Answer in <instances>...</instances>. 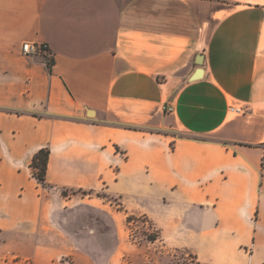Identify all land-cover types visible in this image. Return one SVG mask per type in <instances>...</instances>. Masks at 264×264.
I'll use <instances>...</instances> for the list:
<instances>
[{"label": "crops", "instance_id": "crops-1", "mask_svg": "<svg viewBox=\"0 0 264 264\" xmlns=\"http://www.w3.org/2000/svg\"><path fill=\"white\" fill-rule=\"evenodd\" d=\"M100 192L202 264H264V0H0V264H101L71 224Z\"/></svg>", "mask_w": 264, "mask_h": 264}, {"label": "rangeland", "instance_id": "rangeland-1", "mask_svg": "<svg viewBox=\"0 0 264 264\" xmlns=\"http://www.w3.org/2000/svg\"><path fill=\"white\" fill-rule=\"evenodd\" d=\"M102 196L105 202L114 206L108 212L96 208L76 214L72 226L78 229L84 225L85 232L94 238V250L104 253L101 264H202L188 248L167 245L162 240H151L158 236V230L145 214L122 215V201L118 197ZM123 216V219H121ZM96 238V239H95ZM21 258H14V264Z\"/></svg>", "mask_w": 264, "mask_h": 264}, {"label": "trees", "instance_id": "trees-1", "mask_svg": "<svg viewBox=\"0 0 264 264\" xmlns=\"http://www.w3.org/2000/svg\"><path fill=\"white\" fill-rule=\"evenodd\" d=\"M48 50V49H46ZM53 59H48V65L51 67L53 65ZM50 156V148L49 147H43L39 149L32 160V169H33V175L37 178V180L42 183L43 185L47 184V170H48V161ZM156 238H150L151 240H156Z\"/></svg>", "mask_w": 264, "mask_h": 264}, {"label": "built area", "instance_id": "built-area-1", "mask_svg": "<svg viewBox=\"0 0 264 264\" xmlns=\"http://www.w3.org/2000/svg\"><path fill=\"white\" fill-rule=\"evenodd\" d=\"M48 46L46 44H42V43H37V42H25L23 44V52L26 55H35L38 53H46L48 50ZM230 109L232 111H236V112H244V109L241 107H235V106H231ZM17 264H34L33 260L29 259V258H25V259H21L17 262Z\"/></svg>", "mask_w": 264, "mask_h": 264}, {"label": "water", "instance_id": "water-1", "mask_svg": "<svg viewBox=\"0 0 264 264\" xmlns=\"http://www.w3.org/2000/svg\"><path fill=\"white\" fill-rule=\"evenodd\" d=\"M202 56H203L202 54H200V55L198 56V63H199V64H202V62H203V57H202ZM201 71H202V69H201ZM191 78H194V75H193Z\"/></svg>", "mask_w": 264, "mask_h": 264}]
</instances>
